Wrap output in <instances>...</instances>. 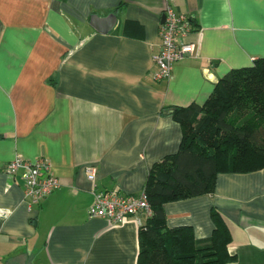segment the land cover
Returning a JSON list of instances; mask_svg holds the SVG:
<instances>
[{"label":"crops","instance_id":"0c3cea01","mask_svg":"<svg viewBox=\"0 0 264 264\" xmlns=\"http://www.w3.org/2000/svg\"><path fill=\"white\" fill-rule=\"evenodd\" d=\"M166 5L190 17L195 52L155 79ZM116 15L106 32L93 14ZM264 58V0H0V264H136L145 218H89L94 190L136 194L179 147L173 107L202 104L231 69ZM20 155L47 159L59 187L30 209ZM95 167L93 182L86 168ZM228 224L226 264H264V167L218 173L212 193L164 204L166 225L206 240Z\"/></svg>","mask_w":264,"mask_h":264},{"label":"trees","instance_id":"16d2710c","mask_svg":"<svg viewBox=\"0 0 264 264\" xmlns=\"http://www.w3.org/2000/svg\"><path fill=\"white\" fill-rule=\"evenodd\" d=\"M182 137L175 153L155 162L144 190L151 215L138 228L136 264H226L235 256L222 214L211 208L210 236L199 241L192 227H168L164 204L214 191L218 173L264 167V58L231 69L202 104L173 107Z\"/></svg>","mask_w":264,"mask_h":264},{"label":"built area","instance_id":"2783aa9c","mask_svg":"<svg viewBox=\"0 0 264 264\" xmlns=\"http://www.w3.org/2000/svg\"><path fill=\"white\" fill-rule=\"evenodd\" d=\"M163 13L165 18L160 27V49L154 55V78L167 80L171 76L172 64L192 55L195 45L184 41L190 29V17L175 11L171 5H166ZM5 172L10 176L19 175L23 184V197L30 210L60 185L51 163L43 157L29 161L16 155L6 164ZM86 173L88 180L93 182L95 167L88 166ZM92 194L93 201L87 210L89 218L100 217L112 224H119L130 216H136L140 223L142 216L147 218L152 213L144 189L136 194L114 190H94Z\"/></svg>","mask_w":264,"mask_h":264},{"label":"water","instance_id":"95a60500","mask_svg":"<svg viewBox=\"0 0 264 264\" xmlns=\"http://www.w3.org/2000/svg\"><path fill=\"white\" fill-rule=\"evenodd\" d=\"M165 15L164 13L161 15V22H164ZM116 15L114 13H110L106 16L100 17L96 14L91 15L90 17V25L98 32L106 33L110 31L114 25L116 24Z\"/></svg>","mask_w":264,"mask_h":264}]
</instances>
